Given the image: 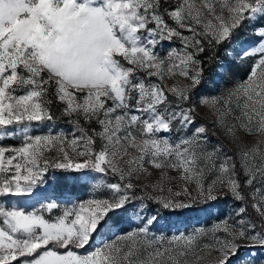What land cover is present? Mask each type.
Masks as SVG:
<instances>
[{
  "label": "snow or ice",
  "instance_id": "obj_1",
  "mask_svg": "<svg viewBox=\"0 0 264 264\" xmlns=\"http://www.w3.org/2000/svg\"><path fill=\"white\" fill-rule=\"evenodd\" d=\"M246 22L256 38L237 54L256 58L247 78L199 102L237 151L209 150V128L196 125L189 103L204 76L199 57ZM174 38L182 48L161 56L157 45ZM175 77L187 83H166ZM49 95L68 133L33 132L54 121ZM174 126L192 130L173 141L165 134ZM14 136L18 147L0 146V264H232L244 248L264 251V0H0V139ZM50 169L73 185L99 179L111 195L33 210L9 203L48 183ZM221 194L238 202L231 222L153 231L161 210ZM134 201L140 224L78 251L109 227L110 213L135 211ZM239 264L264 260L250 254Z\"/></svg>",
  "mask_w": 264,
  "mask_h": 264
},
{
  "label": "rangeland",
  "instance_id": "obj_2",
  "mask_svg": "<svg viewBox=\"0 0 264 264\" xmlns=\"http://www.w3.org/2000/svg\"><path fill=\"white\" fill-rule=\"evenodd\" d=\"M169 3L175 4L177 0H168ZM169 23H172L169 21ZM174 26V25H173ZM188 33L185 32V35ZM256 38L252 35L251 25L247 22L244 26L234 33L231 43L225 42L223 45L216 47L215 49H208L200 55V59L205 61L204 76L201 84L193 90L189 103L198 105L196 125L206 124L209 128L208 139L206 147L211 150L213 147H223V151L229 154H235L237 149L235 145L226 138L222 131L212 126L213 117L209 110L200 105L201 97H213L219 96L225 93L228 89L232 88L235 84L245 80L250 72V69L254 63L255 57H248L246 59L239 57L237 54L245 49L251 48L255 43ZM182 44L179 39H173L172 41H163L157 45V52L164 56L170 49L180 50ZM213 53V59H208ZM187 83L181 77H175L172 80L166 81L167 84H173L175 82ZM49 99H53L51 105L54 121L44 122L37 125L34 123L32 129L34 133H46L52 132H65L68 133L72 129V125L68 123L67 119L60 115V111L63 107L59 102L54 100V97L49 95ZM15 126H9L12 128ZM191 128L179 131L175 128L171 133H166L169 138L175 141L178 137L188 135L191 133ZM79 135V133H77ZM255 138L248 137L249 142H253ZM21 144L19 136L5 137L0 139V146L4 147H18ZM219 163V161H217ZM96 176L98 174L93 173ZM64 174L57 170H49L46 174V183L34 190V193L25 197H11L9 203L14 206H22L25 210H33L39 207L41 203H46L51 199H57L58 203L66 204L69 200L72 202H83L92 198H108L111 195L110 190L101 185L96 188L95 185L100 183L99 179L93 180L85 178L74 185L67 183L63 179ZM214 178V173H210L208 179ZM112 177H108L104 180V183L110 182ZM174 187V186H173ZM136 210H129L128 212L110 213L111 219L108 221L109 227L101 229L98 235L94 236L93 242L86 246L84 249L78 250L80 253H90L97 246L101 244L103 240H108L114 235H118L122 232L134 229L141 223V216L137 213L140 211V201H134ZM147 208L157 207L151 201L144 202ZM238 205V202L232 200L230 196H224L223 194L216 200L197 201L193 203L192 207L170 212L167 210H161L158 223L154 226L153 231L156 234H165L171 236L176 232L190 233L197 229L211 230L214 225L224 220L231 222L235 219L234 208ZM146 211V209H145ZM59 214L58 211L53 215ZM248 214L253 216L255 220V214L252 213L251 208L248 210ZM118 225V227H112V225ZM217 235H223L222 232H218ZM250 254L255 256V259L259 262L264 260V251L260 249H242L236 257L233 258L232 264H239L240 260L246 259Z\"/></svg>",
  "mask_w": 264,
  "mask_h": 264
},
{
  "label": "trees",
  "instance_id": "obj_3",
  "mask_svg": "<svg viewBox=\"0 0 264 264\" xmlns=\"http://www.w3.org/2000/svg\"><path fill=\"white\" fill-rule=\"evenodd\" d=\"M210 56H211V59H213V53ZM205 70H206V68H205Z\"/></svg>",
  "mask_w": 264,
  "mask_h": 264
}]
</instances>
